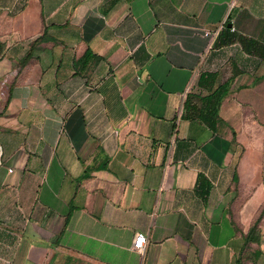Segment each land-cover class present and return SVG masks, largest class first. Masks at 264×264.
Segmentation results:
<instances>
[{
  "label": "crops",
  "instance_id": "crops-1",
  "mask_svg": "<svg viewBox=\"0 0 264 264\" xmlns=\"http://www.w3.org/2000/svg\"><path fill=\"white\" fill-rule=\"evenodd\" d=\"M0 264H264V0H0Z\"/></svg>",
  "mask_w": 264,
  "mask_h": 264
},
{
  "label": "built area",
  "instance_id": "built-area-1",
  "mask_svg": "<svg viewBox=\"0 0 264 264\" xmlns=\"http://www.w3.org/2000/svg\"><path fill=\"white\" fill-rule=\"evenodd\" d=\"M204 36H212V33L210 31L203 32ZM146 243V236L143 233H136L133 240V249L136 251H142L143 247Z\"/></svg>",
  "mask_w": 264,
  "mask_h": 264
},
{
  "label": "trees",
  "instance_id": "trees-1",
  "mask_svg": "<svg viewBox=\"0 0 264 264\" xmlns=\"http://www.w3.org/2000/svg\"><path fill=\"white\" fill-rule=\"evenodd\" d=\"M224 89H225V85L219 87L216 91H214V94L216 95V97H218L217 99H212V98H209L207 99V103L208 104H211L213 103L214 105H218V103L220 102L221 100V97L223 95L222 92H224ZM188 109V104H187V100H186V103L184 104V111L186 110L187 111ZM216 115H217V112L216 110L213 111V118H216ZM183 116L185 117V114L183 113ZM215 116V117H214Z\"/></svg>",
  "mask_w": 264,
  "mask_h": 264
}]
</instances>
